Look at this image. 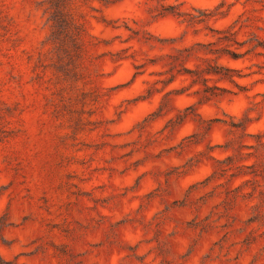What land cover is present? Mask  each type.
<instances>
[{"label":"rangeland","instance_id":"obj_1","mask_svg":"<svg viewBox=\"0 0 264 264\" xmlns=\"http://www.w3.org/2000/svg\"><path fill=\"white\" fill-rule=\"evenodd\" d=\"M0 264H264V0H0Z\"/></svg>","mask_w":264,"mask_h":264},{"label":"trees","instance_id":"obj_2","mask_svg":"<svg viewBox=\"0 0 264 264\" xmlns=\"http://www.w3.org/2000/svg\"><path fill=\"white\" fill-rule=\"evenodd\" d=\"M224 67L220 64H216V65H211L210 67L207 68V72H210V73H214V74H218L220 75L221 77H225L226 74L224 72H222V69ZM226 68V67H225ZM227 69V68H226ZM225 69V70H226ZM224 70V69H223Z\"/></svg>","mask_w":264,"mask_h":264}]
</instances>
